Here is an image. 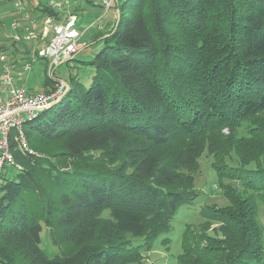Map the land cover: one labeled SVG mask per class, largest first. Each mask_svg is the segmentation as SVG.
<instances>
[{"label": "trees", "instance_id": "1", "mask_svg": "<svg viewBox=\"0 0 264 264\" xmlns=\"http://www.w3.org/2000/svg\"><path fill=\"white\" fill-rule=\"evenodd\" d=\"M116 6L86 44L101 42L84 61L91 81L70 73L62 99L25 123L32 151L12 144L21 168L0 183V264H144L200 194L205 152L228 202L186 225L178 264H264V0ZM53 69L47 92L60 80ZM47 231L60 252L44 245Z\"/></svg>", "mask_w": 264, "mask_h": 264}, {"label": "built area", "instance_id": "2", "mask_svg": "<svg viewBox=\"0 0 264 264\" xmlns=\"http://www.w3.org/2000/svg\"><path fill=\"white\" fill-rule=\"evenodd\" d=\"M82 1L48 0L47 6L63 14L61 20H56L53 15H35L27 0H14L11 6L8 36L15 43L27 42L33 46L28 53L22 49L19 53L13 52L14 49L12 52L0 51V183L6 164L21 168L12 144L22 151H32L25 130L26 121L63 90L62 83L51 92L31 87L28 84L30 78L43 76V70L35 69V65L40 58H47L46 74L52 75L54 66L71 59L86 44L82 38L90 28H103L99 18L88 27L80 25L77 8ZM116 1L101 0V4L106 11L117 16L120 11ZM0 28H8L5 18L0 19Z\"/></svg>", "mask_w": 264, "mask_h": 264}, {"label": "rangeland", "instance_id": "3", "mask_svg": "<svg viewBox=\"0 0 264 264\" xmlns=\"http://www.w3.org/2000/svg\"><path fill=\"white\" fill-rule=\"evenodd\" d=\"M47 1L48 0H28L26 3L28 6L30 5L31 9H33L38 3L42 2L46 4ZM95 2L96 5L93 6V10H89L88 8H83L82 11L79 10L80 25L82 24L83 26L88 27L91 22L95 19L94 15H103L102 19L101 17L99 18L100 22H105L109 19L111 12L105 10V8L101 4V0H95ZM13 3L14 1L0 2V19L5 18L6 23L8 24V28H0V47L11 46L12 41L11 38L8 36V29L11 22V18H9V15L11 14V6L13 5ZM90 3L93 4L94 0H91ZM96 30L97 29L93 27L90 28L85 34V36L82 38V41H85L87 44L91 40L93 32ZM86 44L83 45L81 50L76 54V58H72L67 61H62L59 65L55 66L56 79H65L69 76L70 73H78L81 76H86L88 73V77H85V81H91V75L93 73V70L84 61L89 60L90 57H92L91 55H93L97 51V49H99L101 42L98 41L96 44ZM17 52L19 53V51ZM48 62L49 60L47 58H40L39 63L35 65V69L43 70L42 79L46 78L45 66L48 64ZM41 86H44V81L41 82ZM40 89L44 88L40 87ZM224 131L228 132V129H224ZM214 161V156L209 152H205L201 156L199 160V169L195 173V183L200 194L196 197L193 203H184L179 207L177 214L171 221L170 230L165 235L169 238L168 243L162 242V237L159 238L158 241L155 242V245L152 250L144 252V264H178V255L182 252V234L185 230L186 225L192 224L193 226H198L204 220L202 208L206 204L224 205L228 202V199L223 193L222 187L219 185V178L213 166ZM15 172L16 169L14 166L10 164L5 165V174L14 175ZM224 181L236 183V181H231L228 178H225ZM257 204L259 208L260 219L264 224V203L259 202L258 200ZM43 242L44 245L48 247L50 251L56 253L60 252L61 246L57 243L56 238L51 235L48 231L44 233Z\"/></svg>", "mask_w": 264, "mask_h": 264}, {"label": "crops", "instance_id": "4", "mask_svg": "<svg viewBox=\"0 0 264 264\" xmlns=\"http://www.w3.org/2000/svg\"><path fill=\"white\" fill-rule=\"evenodd\" d=\"M96 5V2H95V0H94V3L93 4H91L90 2H89V0H83L82 2H81V5L77 8V12H78V14H79V10H81L82 11V9L84 8H88L89 10L90 9H94L93 8V6H95ZM94 17H95V19H98V18H100L101 17V19H102V17H103V15H100V16H97V15H94ZM94 19V20H95ZM114 20V15L111 13V15H110V17H109V19L107 20V21H105V22H102L101 21V23L103 24V28L102 29H105V27L106 26H108V24L109 23H111L112 21ZM95 29H98V28H95ZM44 79H42V78H30L29 80H28V84L31 86V87H34V88H37V89H40V87L42 88L43 86H41V82L43 81Z\"/></svg>", "mask_w": 264, "mask_h": 264}, {"label": "water", "instance_id": "5", "mask_svg": "<svg viewBox=\"0 0 264 264\" xmlns=\"http://www.w3.org/2000/svg\"><path fill=\"white\" fill-rule=\"evenodd\" d=\"M75 55L73 57H75ZM61 83L63 84V90H62V92L56 98L52 99L50 101V103L45 108H47L49 106H52V105L58 103L62 99V97L67 93V91H68V89L70 87L69 83L65 79H60L59 82L57 83V88L59 87L58 85H60Z\"/></svg>", "mask_w": 264, "mask_h": 264}]
</instances>
